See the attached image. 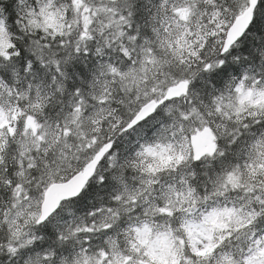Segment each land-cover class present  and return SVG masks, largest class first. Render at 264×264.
I'll return each instance as SVG.
<instances>
[{"label":"snow or ice","instance_id":"1","mask_svg":"<svg viewBox=\"0 0 264 264\" xmlns=\"http://www.w3.org/2000/svg\"><path fill=\"white\" fill-rule=\"evenodd\" d=\"M0 264H264V0H0Z\"/></svg>","mask_w":264,"mask_h":264}]
</instances>
